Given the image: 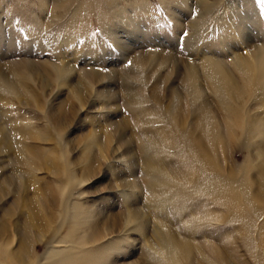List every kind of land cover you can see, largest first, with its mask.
Instances as JSON below:
<instances>
[{
    "label": "rangeland",
    "instance_id": "374dc122",
    "mask_svg": "<svg viewBox=\"0 0 264 264\" xmlns=\"http://www.w3.org/2000/svg\"><path fill=\"white\" fill-rule=\"evenodd\" d=\"M255 49L264 52V0H0V74L24 100L0 84V264H264V133L235 125L222 170L194 171L187 139L150 98L160 83L170 107L194 65L219 120L234 106L258 125L264 90L236 102L205 64L218 59L242 83L238 59ZM90 69L108 75L87 83ZM162 128L169 147L146 140ZM152 160L190 182L145 172ZM166 227L195 244L179 262Z\"/></svg>",
    "mask_w": 264,
    "mask_h": 264
},
{
    "label": "bare ground",
    "instance_id": "6f19581e",
    "mask_svg": "<svg viewBox=\"0 0 264 264\" xmlns=\"http://www.w3.org/2000/svg\"><path fill=\"white\" fill-rule=\"evenodd\" d=\"M254 54L255 55L250 60L238 59V57H237L239 69L242 70L241 72L244 75L242 83L238 82V80H236V78L226 69L224 63H222L221 61H219L216 58L206 59L205 64H207L206 70L208 71L207 72L208 78L211 80V83H213L212 85L214 87V90L217 91L218 94L221 93L224 96H228L236 102L244 101L247 98V96H252L253 94L255 95V94L262 93L264 90V52L262 53L261 51H259V49H255ZM160 57H162L163 63H166V61L172 59L173 55L172 54L171 55L170 54H164ZM143 58H141V56H140V57H137L135 59L138 62H140L139 63L140 67H144V64L147 63L146 59H143ZM59 72H62V70H59ZM105 75H108V74H105V73L98 71V70H95V69H90L89 71L85 72L84 78L86 79L87 83H93V82L96 83L97 81H99L98 79L105 77ZM142 78H145L144 79L145 82L146 81L148 82V80H150V77L147 76L146 74L143 75ZM184 80L185 81H183V89H185V92L183 91L181 93V91L179 92L178 90H174V89L172 90L171 89L172 92H171L170 107L167 106V107L163 108V106L161 104L164 86L161 85L160 83L158 85L152 87V89L150 90V98L152 100H154L155 103H157L160 106V109L162 108L161 110H162V112H164L163 114L165 115V117L169 121H171L170 124H171L172 134L174 133V135H176L178 137L182 136V137L187 139V144L190 147L192 154L193 155L195 154V156H196V158H195L196 162H195V164H192L190 168L194 169V171L198 170L197 168H203L204 170H208V172H210L211 170H214V169H217L218 171L222 170L221 165L217 160V158H218L217 155L221 151H223L225 153V151L228 148V141H231L233 139L238 138L237 130H236V127H234V126L237 124L239 125L238 127L240 128V131H239L240 136L241 135L243 136V134L245 133V136L249 137V136L253 135V137H255V135L258 136V135L264 133V122H261L258 125H254V124H252V122H253L252 120L247 122L246 120L245 121L242 120L243 118H240V115H237V116H236V114H235V116L231 115V114H234V111L239 112V110L237 108H234V106H231L232 108L229 107L231 110L228 109L229 114L226 115L227 117H225L223 119V121L219 120V118L217 116H215V114L213 113V110H212L211 106L209 105V103L202 100V89L200 87L199 80H198V72H197L194 65H191L189 67L188 75ZM0 84H3L5 90H7V93H9L10 95H13L20 103L24 102V100L21 98L22 96L20 95L21 89L19 90V87L17 84L9 81V79H7L2 74H0ZM74 92H75L74 96L76 98H78L80 101H82V99L84 98L83 90L81 88H76L74 90ZM131 92H133L135 97L137 96L136 99H140V97L141 98L143 97L142 96L143 94L141 93V91L132 90V91H129L127 93V98H130L129 96L131 95L130 94ZM134 101H135V99H134ZM227 106H229V104H227ZM225 109L227 110V108H225ZM146 111L147 110H145L144 113L149 115L148 113H146ZM240 113H242V112H239V114ZM163 120H164V118H163ZM149 124H151V123H149ZM185 125H190V129L185 128ZM152 133L153 134H151V133L147 134V137L149 139H146V140H149L150 143L157 144V146H160L163 148L169 147L170 143H172V142H170V137H171L170 133L171 132H168V130H165L162 128L159 130L152 131ZM19 134L20 133H15L14 136L18 137ZM6 143H8V142H6ZM9 145H11V144L10 143H8V145L6 144V146H8V147H9ZM12 145H13V143H12ZM17 145L20 148H22L23 144L19 143ZM0 148H2V147L0 146ZM28 149L31 150L30 148H28ZM31 151L33 153L36 152L34 150H31ZM153 160L144 162L143 167L145 168V172L150 173V172L156 171V172L160 173L161 176L164 175V176H167V178L169 177L172 179L181 180V181L185 182V184H186V182H190L189 178L186 177L187 175H182V177H179L178 175L174 174L173 171L171 172L170 169L168 170L162 163H160V162L155 163V162H153ZM183 160H184V158H183ZM263 163L261 165H259V169H260L259 170V173H260V181L259 182H260V185H264V164ZM30 166H32V165H30ZM34 178H36V177H34ZM35 180L33 181V179H32L31 182L35 183ZM172 183H173V181H172ZM135 215H136V213L134 212L133 216H135ZM32 217L30 216V219H32L31 221L34 220V218H32ZM25 221H27V220H25ZM163 226H165V225H163ZM166 229H167V227H166ZM166 231H167V234L169 236V238L167 239L168 240L167 241L168 242L167 247H168V253L170 255L171 260H173L175 262H179V260H178L179 256L184 255L185 253L190 254L195 249V244L192 241L186 240L184 238L183 239H177L176 236L174 235V233H172L169 229H167ZM161 238L164 240V237H161ZM162 239H161V243H160L161 245L163 242ZM20 254H21V252H20ZM19 264H21V263H19ZM189 264H202V263L191 261Z\"/></svg>",
    "mask_w": 264,
    "mask_h": 264
}]
</instances>
